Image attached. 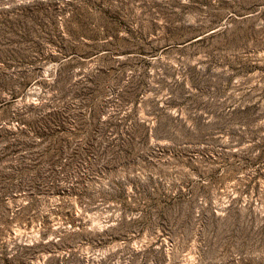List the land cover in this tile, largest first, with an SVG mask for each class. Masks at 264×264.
<instances>
[{
	"label": "rangeland",
	"instance_id": "374dc122",
	"mask_svg": "<svg viewBox=\"0 0 264 264\" xmlns=\"http://www.w3.org/2000/svg\"><path fill=\"white\" fill-rule=\"evenodd\" d=\"M0 264H264V0H0Z\"/></svg>",
	"mask_w": 264,
	"mask_h": 264
},
{
	"label": "trees",
	"instance_id": "16d2710c",
	"mask_svg": "<svg viewBox=\"0 0 264 264\" xmlns=\"http://www.w3.org/2000/svg\"><path fill=\"white\" fill-rule=\"evenodd\" d=\"M40 4L38 2H31L29 3L28 5H24V6H21L19 8H16V9H21V10H28V9H34L35 7H38Z\"/></svg>",
	"mask_w": 264,
	"mask_h": 264
}]
</instances>
